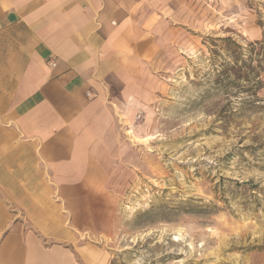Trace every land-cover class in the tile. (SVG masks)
I'll return each instance as SVG.
<instances>
[{"label": "crops", "instance_id": "1", "mask_svg": "<svg viewBox=\"0 0 264 264\" xmlns=\"http://www.w3.org/2000/svg\"><path fill=\"white\" fill-rule=\"evenodd\" d=\"M182 2L0 0V264H109L108 156Z\"/></svg>", "mask_w": 264, "mask_h": 264}, {"label": "rangeland", "instance_id": "2", "mask_svg": "<svg viewBox=\"0 0 264 264\" xmlns=\"http://www.w3.org/2000/svg\"><path fill=\"white\" fill-rule=\"evenodd\" d=\"M181 5L153 99L119 117L95 242L109 264H264V0Z\"/></svg>", "mask_w": 264, "mask_h": 264}, {"label": "bare ground", "instance_id": "3", "mask_svg": "<svg viewBox=\"0 0 264 264\" xmlns=\"http://www.w3.org/2000/svg\"><path fill=\"white\" fill-rule=\"evenodd\" d=\"M180 240H182V239L179 238V237H176V238H175V241H176V242H178V241H180Z\"/></svg>", "mask_w": 264, "mask_h": 264}, {"label": "trees", "instance_id": "4", "mask_svg": "<svg viewBox=\"0 0 264 264\" xmlns=\"http://www.w3.org/2000/svg\"><path fill=\"white\" fill-rule=\"evenodd\" d=\"M228 40H229V38H228ZM232 43H234V44H235V42H233V41H232ZM236 45H237V44H236ZM248 77L250 78L251 76L249 75Z\"/></svg>", "mask_w": 264, "mask_h": 264}, {"label": "built area", "instance_id": "5", "mask_svg": "<svg viewBox=\"0 0 264 264\" xmlns=\"http://www.w3.org/2000/svg\"><path fill=\"white\" fill-rule=\"evenodd\" d=\"M52 65H55V63H52Z\"/></svg>", "mask_w": 264, "mask_h": 264}]
</instances>
